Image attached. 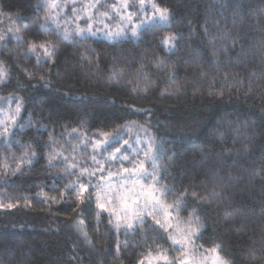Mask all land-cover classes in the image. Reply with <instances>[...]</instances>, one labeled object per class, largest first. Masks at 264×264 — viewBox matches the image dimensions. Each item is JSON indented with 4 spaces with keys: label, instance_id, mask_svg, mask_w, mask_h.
I'll list each match as a JSON object with an SVG mask.
<instances>
[{
    "label": "trees",
    "instance_id": "16d2710c",
    "mask_svg": "<svg viewBox=\"0 0 264 264\" xmlns=\"http://www.w3.org/2000/svg\"><path fill=\"white\" fill-rule=\"evenodd\" d=\"M153 2L170 10V26L139 39L56 40L55 55L38 63L42 53L26 49L55 39L52 19L41 28L51 9L0 0V61L9 73L0 106L21 105L11 135L0 133V197L16 205L0 208V264H138L157 245L171 250L152 222L127 234L106 213L98 222L95 194L79 207L48 199L77 182L71 166L89 163L87 141L131 130L162 145L170 203L186 188L201 197L189 195L181 209L186 217L196 209L201 249L220 245L230 264H264V0ZM172 34L180 39L168 51L160 41Z\"/></svg>",
    "mask_w": 264,
    "mask_h": 264
},
{
    "label": "snow or ice",
    "instance_id": "6c2138e0",
    "mask_svg": "<svg viewBox=\"0 0 264 264\" xmlns=\"http://www.w3.org/2000/svg\"><path fill=\"white\" fill-rule=\"evenodd\" d=\"M98 2V0H97ZM137 4L139 7H137ZM151 6L152 15L148 16V5ZM44 6L49 9H56L59 5L56 3V0H41V4L37 6L38 10L39 7ZM90 7H96L95 4L90 5ZM113 11L117 14L126 13V15H121V20H127L129 24L133 21V18H139L143 16V19H140L138 24L131 26V36L133 38L139 39V33L142 30H146L148 28H153L157 26L168 27L171 24L172 14L168 8H161L153 0H121L119 6L112 5ZM131 9H135L134 11ZM75 13V9H73ZM103 15L111 19L107 12L103 13ZM78 18V17H77ZM91 19V16L87 17ZM52 19L50 16H45L44 20L45 23L41 25V28L45 30H49L47 28L48 21ZM55 23V39L44 40L39 43L30 42L28 43L26 54H33L36 52H41L42 57L37 58V62H40V59H51L55 55V51L57 48L56 40H64L69 41L73 38L79 37L81 40L87 38L86 32L88 35H96L95 32L92 31L91 24H89L87 30L85 29H77L74 31H69L67 29L61 31L60 24L56 20H52ZM108 26L105 25V28ZM19 31V29H17ZM129 29L121 28L119 31H107L105 35L112 38V39H122L128 35ZM18 40L22 39L21 37H16ZM4 37L0 36V40H3ZM180 39L179 34H172L163 37L160 41L162 46H167L168 51H172L176 47V42ZM156 63L158 66L163 67L165 61L162 59H157ZM27 71V70H25ZM9 73L7 68L5 67V63L0 61V83H5L8 79ZM43 79V77H41ZM21 105L18 104L16 108V114L18 115L20 112ZM13 124L16 123L15 117H11ZM8 129L5 127L4 132H7ZM109 133H103L105 140L97 141L94 145V148L99 147V145L104 144L106 146H110L107 140ZM222 135V134H221ZM128 142L125 141V144ZM153 140L149 138V143L144 150V160H137L131 162L133 166L131 168L124 167L122 170L125 173H129V176L126 179H133L134 177V185L140 186V191L134 193L133 195H120L117 196L115 192H113L112 199L109 200L107 196L103 197L101 195H95L96 199V207L99 209L97 212V219L98 222L100 220L102 213H109L108 222L109 224H113V217H116L117 223L114 224V227L117 231L121 228L120 220L125 221L123 227L125 228V234H127L128 230H135V228L143 225L146 223L144 219V213L148 216H152L154 224L159 226L160 229L166 233L165 239L171 241V247L174 251L180 252L181 256L178 258H174L173 261H169L167 256V250L163 249L160 245H157L156 248V255L153 258L144 257L138 261V264H153V261H156V264H159L160 261H163L164 264H209V259H211V264H228V262L224 261L223 258L219 255L220 245H215L210 250H205L204 253L201 254L200 248L196 246L195 241L200 238L203 225L200 223V217L196 214V209L193 208L192 212L189 213V216L184 221L185 227L183 229H177L172 223L169 222L168 219L162 221L161 219L156 218L153 216V212L157 208H163L165 210V215L167 218H171L173 216V212L176 213L177 217L179 215L180 210L184 207V203L187 200L188 196L191 195L193 200H199L198 193L195 190L191 192L189 189H184V191L180 192L177 196L175 202L173 204L166 203V197L172 189L168 185H160L159 184V173L156 171L158 167V161L160 159V153L162 151V145L156 144L155 146V153H153ZM103 150H107L106 147ZM121 149L116 148L115 153H120ZM113 153L108 159L109 160H117L119 159L121 163L125 160H129L127 155H121L117 157ZM34 156L35 153H32ZM93 162L97 165V169L99 171H104L103 165L100 161L96 160V157H92ZM146 161L151 162L152 171L149 172L145 169L144 165ZM31 163V160L28 161ZM51 166V161H50ZM72 168L78 167L76 164L71 166ZM95 175V172L89 171L87 168L80 169V175L77 177L76 183H69L64 185L63 191L60 192L59 196L48 197L50 201H56L57 199H75L79 206H87L91 203L93 199V195L99 190L103 193L104 189L100 185H94L91 183L90 180L84 182L82 178L84 177H92ZM111 175V172H109ZM151 178V183L149 184H141L140 182L143 180H147ZM93 191H89V189ZM87 193V195H86ZM218 196V194H214V198ZM141 198H143L144 203L141 204ZM205 202H210L207 198H204ZM113 201H117L118 205L120 206V213H117L116 207H109L108 205L112 204ZM15 204H9L7 207L12 208L15 207ZM80 213H78L79 215ZM122 214V215H121ZM132 217V222H127L129 217ZM76 228L80 232V234L84 237L86 242L91 243L88 240V234L84 231V220L78 219L76 221ZM151 228V226H150ZM171 229V231H170ZM141 231L144 229L141 228ZM155 231V229H152ZM160 237L157 235L156 237H152V241L155 242L156 239ZM148 237H145V242L147 243ZM128 242H124V248H127ZM118 251L119 245H118ZM152 256V250L149 249V257Z\"/></svg>",
    "mask_w": 264,
    "mask_h": 264
},
{
    "label": "rangeland",
    "instance_id": "374dc122",
    "mask_svg": "<svg viewBox=\"0 0 264 264\" xmlns=\"http://www.w3.org/2000/svg\"><path fill=\"white\" fill-rule=\"evenodd\" d=\"M56 3L59 5L56 9H51L52 11V20H56L60 24V30L63 31L65 29L69 31H74L79 29H85L87 30L89 24H91L92 31L96 33L94 37H102L109 41H115V40H121V39H112L105 35V32L107 31H119L121 28H127L129 29L128 35L122 39L132 37L131 36V26L138 24L140 22V19H143L144 17L141 16L139 18L134 17L131 24L127 20H121V15H126V13H120L117 14L115 11H113L112 5H117L121 3V0H56ZM95 4L96 7H90V5ZM137 7L139 5L137 4ZM73 9H75V13L73 12ZM148 16L150 17L152 15L151 6L148 5ZM135 10V9H131ZM107 12L111 19L106 18L103 13ZM91 16V19H88L87 17ZM78 17V18H77ZM139 19V20H138ZM51 20V21H52ZM53 23V22H52ZM54 27H56L55 23H53ZM105 25L108 27L105 28ZM86 36H93L88 35L86 32ZM19 103L15 102V100H11L7 102L5 105L0 106V133L5 136L9 137L13 130L16 128L19 117L21 113L20 112L17 115L16 114V108ZM15 117L16 123L13 124L11 117ZM7 128L8 131L4 132V128ZM146 135V137L144 136ZM151 134H147L144 131L141 130H131L127 134H110L107 137V140L109 142L110 146H106L104 144L99 145V147L94 148V145L97 141H103L105 140V137L98 136L94 139H91L90 141H87V146L89 150V163L84 165H78L79 171L81 168H87L89 171L95 172V175L92 177H84V182H87L88 180L91 181L94 185H100L103 187L104 191L101 193L99 190L95 193V195H101L102 196V202L103 197L107 196L109 200L112 199L113 192L116 193L117 196L120 195H133L134 193L140 191L139 185H134V177L133 179H126V177L129 176V173L123 172V168H131L133 164L131 162L137 161V160H144V150L146 149L149 138ZM153 140V139H152ZM125 141L128 143L125 144ZM155 144H153V153H155ZM107 150H103V149ZM120 148V153H115V149ZM115 153L117 157H120L121 155H127L129 157V160H125L121 163L119 159L117 160H109L108 158ZM95 156L96 160L100 161V163L104 167V171H99L97 169V165L93 162L92 157ZM86 162V161H84ZM83 162V163H84ZM145 169L149 172L152 171V166L150 161H146L144 165ZM156 171L159 173V161H158V167ZM109 172H111V175H109ZM141 184H149L151 183V178H148L147 180H143L140 182ZM159 184L161 185L160 175H159ZM92 190L91 188L89 191ZM144 203L143 198H141V204ZM166 203L172 204L168 201L166 197ZM13 204V202H8L4 197H0V208H9L7 205ZM118 202L113 201L112 204L108 205L109 207H116L117 213H120V206H117ZM109 215V213L105 212ZM122 215V214H121ZM144 219L146 222H152L153 218L152 216H148L146 213L143 214ZM153 216H155L158 219H161L164 221L165 219H168L170 223H172L177 229H183L185 227L184 221L187 219L186 216L182 214V211L180 210L179 215L177 217L176 213L173 212V216L171 218H167L165 215V210L163 208H157L153 212ZM121 228L119 231H125V228L123 227V224L125 221L120 220ZM127 222H132V217L130 216ZM117 223L116 217H113V224ZM144 225V224H143ZM142 226V225H141ZM139 226V227H141ZM137 227V228H139ZM133 230H128V232H131ZM171 231V229H170ZM203 231V230H202ZM171 242V241H170ZM195 244L197 247L200 248L201 254L204 253L207 249H201V247L198 245L197 240L195 241ZM210 250V249H209ZM221 258H223L220 254ZM155 254H152L151 257L148 256V258L155 257ZM167 256L169 258V261H173L174 258H178L181 256L180 252L174 251L171 247V250H167ZM211 259H209V264H211ZM224 260V259H223ZM226 261V260H224ZM227 262V261H226ZM153 264H156V261H153ZM159 264H164L163 261H160ZM230 264V263H228Z\"/></svg>",
    "mask_w": 264,
    "mask_h": 264
}]
</instances>
